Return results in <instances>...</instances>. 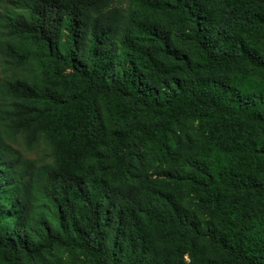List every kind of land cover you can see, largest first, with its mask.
<instances>
[{"label":"trees","instance_id":"obj_1","mask_svg":"<svg viewBox=\"0 0 264 264\" xmlns=\"http://www.w3.org/2000/svg\"><path fill=\"white\" fill-rule=\"evenodd\" d=\"M0 264H264V0H0Z\"/></svg>","mask_w":264,"mask_h":264},{"label":"rangeland","instance_id":"obj_2","mask_svg":"<svg viewBox=\"0 0 264 264\" xmlns=\"http://www.w3.org/2000/svg\"><path fill=\"white\" fill-rule=\"evenodd\" d=\"M6 0H2V2L4 3ZM29 157H36V156H39V153H31L28 155Z\"/></svg>","mask_w":264,"mask_h":264}]
</instances>
